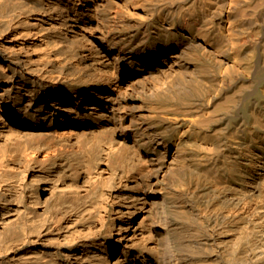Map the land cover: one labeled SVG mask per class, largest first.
Returning a JSON list of instances; mask_svg holds the SVG:
<instances>
[{
  "label": "bare ground",
  "instance_id": "6f19581e",
  "mask_svg": "<svg viewBox=\"0 0 264 264\" xmlns=\"http://www.w3.org/2000/svg\"><path fill=\"white\" fill-rule=\"evenodd\" d=\"M0 264H264V0H0Z\"/></svg>",
  "mask_w": 264,
  "mask_h": 264
}]
</instances>
